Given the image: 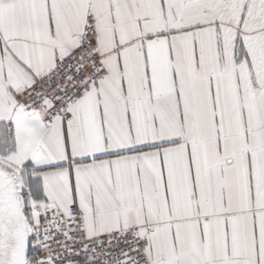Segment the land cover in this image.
Segmentation results:
<instances>
[{"label":"snow or ice","instance_id":"snow-or-ice-1","mask_svg":"<svg viewBox=\"0 0 264 264\" xmlns=\"http://www.w3.org/2000/svg\"><path fill=\"white\" fill-rule=\"evenodd\" d=\"M0 264H264V0H0Z\"/></svg>","mask_w":264,"mask_h":264}]
</instances>
